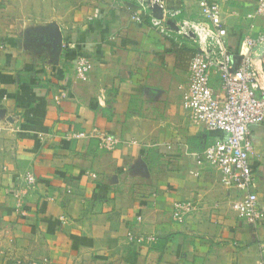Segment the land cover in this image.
<instances>
[{
	"label": "crops",
	"instance_id": "crops-1",
	"mask_svg": "<svg viewBox=\"0 0 264 264\" xmlns=\"http://www.w3.org/2000/svg\"><path fill=\"white\" fill-rule=\"evenodd\" d=\"M209 1L231 48L264 34L257 0ZM165 2L200 17L201 0ZM131 11L127 0H0V264H261L264 221L241 220L244 194L197 161L219 134L182 106L194 46L133 23ZM77 54L91 61L84 80ZM101 134L121 144L101 150ZM251 140L264 211V122ZM177 202L197 208L183 224Z\"/></svg>",
	"mask_w": 264,
	"mask_h": 264
},
{
	"label": "built area",
	"instance_id": "built-area-1",
	"mask_svg": "<svg viewBox=\"0 0 264 264\" xmlns=\"http://www.w3.org/2000/svg\"><path fill=\"white\" fill-rule=\"evenodd\" d=\"M115 4L124 0H113ZM132 6L130 20L137 25H149L161 36L194 46L195 54L189 63V83L184 92L182 106L190 112L196 124L219 137L206 149L204 159L221 173L222 184L243 193L235 209L238 217L258 228L264 221V211L259 198L252 191L253 171L250 153L253 149L252 129L264 122V34L246 36L239 50L228 44V30L223 27L219 4L201 0L199 18L185 19L182 10L169 9L165 0H127ZM257 14L264 16V0H257ZM66 49H71L69 46ZM0 50L4 46L0 45ZM91 70V63L79 55L74 64L77 78L84 80ZM218 78L219 89L213 86ZM67 97L64 93L56 102ZM84 134L75 135L83 137ZM121 142L110 135H101L99 148L113 151ZM93 177H96L93 175ZM36 177L29 172L23 189L36 184ZM23 189H19V192ZM15 194L19 200L21 194ZM193 202H177L173 219L183 224L196 211ZM129 241L141 245L156 243L157 237L128 235ZM261 264H264V241L259 244Z\"/></svg>",
	"mask_w": 264,
	"mask_h": 264
},
{
	"label": "rangeland",
	"instance_id": "rangeland-1",
	"mask_svg": "<svg viewBox=\"0 0 264 264\" xmlns=\"http://www.w3.org/2000/svg\"><path fill=\"white\" fill-rule=\"evenodd\" d=\"M114 2V1H113ZM159 34V33H158ZM235 50H238V48H236ZM79 55H82V56H85V55H83V54H77V56H76V59H77V57L79 56ZM86 58H88L87 56H85ZM88 60L90 61V59L88 58ZM75 62H76V60H75ZM90 63H91V61H90ZM91 69H92V66H91ZM91 71V70H90ZM73 72H74V67H73ZM90 73V72H89ZM74 75H75V73H74ZM76 76V75H75ZM88 76V75H87ZM77 77V76H76ZM79 79V78H78ZM81 80V79H80ZM58 98V97H57ZM56 99V98H55ZM56 101V100H55ZM57 103V102H56ZM58 104V103H57ZM102 135V134H101ZM103 135H110V134H103ZM110 136H112V137H114V138H116L115 136H113V135H110ZM117 140H119L118 138H116ZM120 141V140H119ZM119 147V146H118ZM117 147V148H118ZM116 148V149H117ZM116 149H114V150H116ZM113 150V151H114ZM1 257V256H0ZM1 263V262H0ZM10 264V263H9ZM12 264H14V263H12Z\"/></svg>",
	"mask_w": 264,
	"mask_h": 264
}]
</instances>
